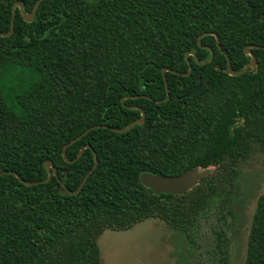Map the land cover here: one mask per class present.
<instances>
[{
    "label": "trees",
    "instance_id": "trees-1",
    "mask_svg": "<svg viewBox=\"0 0 264 264\" xmlns=\"http://www.w3.org/2000/svg\"><path fill=\"white\" fill-rule=\"evenodd\" d=\"M18 1L27 13L38 2L0 0V172L11 171L0 176V264H102L106 230L151 218L183 235L187 264H232L240 166L264 153V49L252 48L257 69H227L264 46V0H43L30 22L17 7L4 35ZM131 106L143 123L95 128L67 148L74 160L90 144L79 159L63 156L93 126L141 118ZM95 153L81 191L62 193L80 187ZM49 160L58 175L27 183L48 177ZM197 167L209 175L180 194L140 179ZM245 264H264V194Z\"/></svg>",
    "mask_w": 264,
    "mask_h": 264
},
{
    "label": "rangeland",
    "instance_id": "rangeland-1",
    "mask_svg": "<svg viewBox=\"0 0 264 264\" xmlns=\"http://www.w3.org/2000/svg\"><path fill=\"white\" fill-rule=\"evenodd\" d=\"M217 167H211V174ZM239 194L234 209L239 216L234 234L232 264H245L248 238L259 197L264 194V153L258 148L240 166ZM102 264H187L186 239L157 218L147 219L129 230H106L99 239Z\"/></svg>",
    "mask_w": 264,
    "mask_h": 264
},
{
    "label": "water",
    "instance_id": "water-1",
    "mask_svg": "<svg viewBox=\"0 0 264 264\" xmlns=\"http://www.w3.org/2000/svg\"><path fill=\"white\" fill-rule=\"evenodd\" d=\"M43 0H38V2L36 3L33 11L31 13H27L23 7V3L21 1H18L14 4L13 6V16H12V24H11V30L8 33H5L4 35L10 36L13 34L14 30H15V17H16V8L20 7L21 11L24 15V18L26 21L30 22L33 21L36 15V11L40 5V3ZM1 34V33H0ZM214 35H216L217 37V42H218V46L221 49V43H220V37L214 33ZM202 36L199 38V44L202 45L201 42ZM252 48H263L264 46H260V45H247L245 47V53L247 55H249L251 57V60L245 65V67L241 70H235L232 67V63L229 59V63H228V69L227 72L230 75H241L243 73H245L249 68L252 69H257L258 67V59L256 57V54L253 52ZM190 54H193V52H190ZM189 56V55H188ZM187 56V57H188ZM214 56V53L212 51L211 56L207 59L206 62H210L212 61ZM197 62H199L200 64H203L204 62H201L197 57H196ZM189 64H190V68H189V72H192V65L190 60ZM218 69H220L221 67L218 65L217 66ZM171 70L168 67H164L163 68V76H164V80H165V85H166V89H167V97L162 100V101H167L170 97V89H169V85H168V80H167V76H166V72ZM142 96H146V95H142ZM127 97H138V96H127ZM132 108H137L139 110L142 111V117L139 119H136L134 121H132L128 126L124 127V128H118V127H113L110 125H96L93 126L89 129H87L86 131H84L81 135H79L78 137L74 138L72 141H70L68 144L65 145L64 149H63V156L68 160L67 155H66V150L67 148L75 143L76 141L80 140L83 136H85L86 134H88L91 130L95 129V128H100V127H105V128H109L118 132H124L127 131L129 129H131L135 124L138 123H143L145 121L146 118V113L142 110V108L140 106H131ZM91 147L90 144H86L82 147V149L80 150L78 156L74 159V160H68V161H75L77 159H79L83 152L85 151L86 148ZM99 164V158L98 155L95 153V163L94 166L92 167V169L88 172V174L84 177L80 187L76 190H72L70 189L67 185L63 184L64 187L61 189L62 193H70V194H76L78 192L81 191V189L83 188V186L85 185L86 181L88 180V178L90 177V175L94 172V170L97 168ZM47 169H48V177L39 181H32V182H27L31 185L33 184H37V183H46L48 181H50L53 177V175H58L57 170L55 165L53 164V162L51 160L47 161L45 163ZM6 173H11V171H3L0 172V176ZM15 175H17L20 179L23 180V178L21 177L20 174H18L17 172H14ZM209 175V169H204L201 167H197V168H193L190 169L186 172H184L183 174L179 175V176H167V175H160V174H154V173H149V172H144L142 173L140 179L141 182L144 183L147 187L153 189L157 194L166 192V193H170V194H180L183 193L187 190L192 189L194 186H196L200 181H202L205 177H207ZM24 181V180H23Z\"/></svg>",
    "mask_w": 264,
    "mask_h": 264
}]
</instances>
